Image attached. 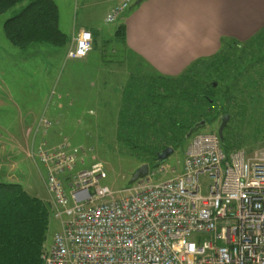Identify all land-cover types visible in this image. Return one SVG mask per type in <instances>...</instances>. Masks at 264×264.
<instances>
[{
    "label": "built area",
    "instance_id": "1",
    "mask_svg": "<svg viewBox=\"0 0 264 264\" xmlns=\"http://www.w3.org/2000/svg\"><path fill=\"white\" fill-rule=\"evenodd\" d=\"M132 3L119 0L106 21ZM92 44L91 31L77 30L66 58H84ZM68 144L44 143L30 156L45 170L59 225L42 264H264V147L226 151L217 132H196L169 178L151 182L161 163L113 191L101 165L80 168L85 150Z\"/></svg>",
    "mask_w": 264,
    "mask_h": 264
},
{
    "label": "rangeland",
    "instance_id": "2",
    "mask_svg": "<svg viewBox=\"0 0 264 264\" xmlns=\"http://www.w3.org/2000/svg\"><path fill=\"white\" fill-rule=\"evenodd\" d=\"M29 1L0 15V182H17L29 194L44 201L49 199L45 170L30 156L41 144L55 145L66 139L68 145L85 150L80 168L100 164L106 174L103 184L113 191L128 188L132 173L143 164L119 154L114 143L121 89L135 62V56L123 49L114 36L126 11L115 21L107 22V15L119 0H55L60 9L59 27L69 40L66 48L46 44L17 48L5 38L2 25ZM135 1L132 0L133 6ZM71 23L98 32L94 50L84 58H66L76 30L67 31ZM142 69L143 73H151L147 66ZM138 71L140 68L136 67L135 72ZM256 103L248 104L243 122L242 116L230 122L232 141L222 144L224 150L228 145L247 152L264 147V97ZM219 125L218 119L197 132H216ZM190 138L173 148L163 162L167 166L164 174L153 176L151 182L169 178L172 167L180 168ZM208 184L209 179L203 175L200 185L204 193ZM57 230L58 221L50 215L45 248Z\"/></svg>",
    "mask_w": 264,
    "mask_h": 264
},
{
    "label": "trees",
    "instance_id": "3",
    "mask_svg": "<svg viewBox=\"0 0 264 264\" xmlns=\"http://www.w3.org/2000/svg\"><path fill=\"white\" fill-rule=\"evenodd\" d=\"M23 1L0 0V15ZM2 30L17 48L33 44L66 48L69 42L59 28L54 0H30L3 22ZM91 33L94 43L98 32ZM114 36L124 43L123 22ZM145 66L131 73L121 89L114 143L119 154L147 164L150 170L158 165L156 153L184 143L198 121L210 125L228 115L221 145L232 141L230 122L240 116L243 122L248 104H258L264 97V27L247 42L221 39L217 52L195 59L174 76L143 73ZM211 80L217 83L215 88ZM50 215L49 199L29 194L17 182H0V264H42Z\"/></svg>",
    "mask_w": 264,
    "mask_h": 264
},
{
    "label": "crops",
    "instance_id": "4",
    "mask_svg": "<svg viewBox=\"0 0 264 264\" xmlns=\"http://www.w3.org/2000/svg\"><path fill=\"white\" fill-rule=\"evenodd\" d=\"M123 23L122 48L135 56L128 73L145 64L174 76L195 59L217 52L223 38L249 41L264 27V0H142ZM80 29L96 31L73 23L67 31Z\"/></svg>",
    "mask_w": 264,
    "mask_h": 264
},
{
    "label": "water",
    "instance_id": "5",
    "mask_svg": "<svg viewBox=\"0 0 264 264\" xmlns=\"http://www.w3.org/2000/svg\"><path fill=\"white\" fill-rule=\"evenodd\" d=\"M142 0H136L134 5H138ZM211 85L213 88L216 87L217 83L215 81H211ZM229 120V116L228 115H224L221 120H220V125L217 128V135L220 139V141H223V129L224 127L227 125V122ZM206 126V121L205 120H201L198 121L196 123H194L189 130L187 131L185 138L188 139L190 138V136L194 133H196L198 130L204 128ZM173 148L172 147H166L165 149H163L160 152L156 153V159L158 164L163 163L172 153H173ZM149 170V166L147 164H143L140 167H138L131 175L130 179H129V184H133L135 183L138 179L144 178Z\"/></svg>",
    "mask_w": 264,
    "mask_h": 264
}]
</instances>
